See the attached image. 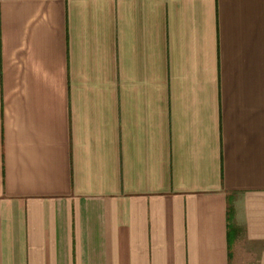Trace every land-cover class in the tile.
Instances as JSON below:
<instances>
[{
  "label": "crops",
  "instance_id": "0c3cea01",
  "mask_svg": "<svg viewBox=\"0 0 264 264\" xmlns=\"http://www.w3.org/2000/svg\"><path fill=\"white\" fill-rule=\"evenodd\" d=\"M0 264H264V0H0Z\"/></svg>",
  "mask_w": 264,
  "mask_h": 264
}]
</instances>
